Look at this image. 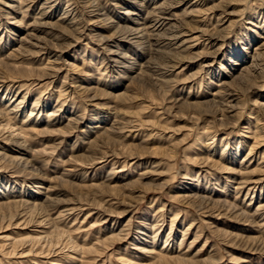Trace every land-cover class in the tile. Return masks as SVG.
I'll use <instances>...</instances> for the list:
<instances>
[{
  "label": "rangeland",
  "instance_id": "374dc122",
  "mask_svg": "<svg viewBox=\"0 0 264 264\" xmlns=\"http://www.w3.org/2000/svg\"><path fill=\"white\" fill-rule=\"evenodd\" d=\"M9 1L0 0V112L11 119L16 132L49 126L50 131H26L17 139L22 145L13 142L15 139L1 138L0 149L10 152L6 147H12V153L33 160L36 174L27 181L37 186L26 196L42 202L44 195L50 194L42 214L58 217L57 225L69 230L73 240L85 247L99 245L100 252H72L59 243L50 251L44 247L43 254L7 257L2 253L6 238H0V264H157L164 246L165 253L212 264H264V174H253L264 165V142L258 144L260 148H252L259 128L264 139V106L254 104L264 102L260 98L264 91L256 88L245 92V83L239 86L235 82L240 93L230 103L236 105L231 114L226 106L230 99L225 94L213 95L224 87L220 85L223 81L230 80L228 74L236 67L232 60L241 65L247 61H240L243 47L252 50L261 41L264 26L255 27L246 21L255 10H263L264 0H240L237 16L227 29L219 31L220 44L201 42L194 50L180 51L184 59L203 55L191 64H176V69L174 61L172 68L157 66L159 61L165 62L161 52L154 58L156 64H149L148 54L123 41L119 50L133 56L139 66L132 71H124L110 59L114 44L106 39L115 28H102L98 34L88 32L90 36L76 40L72 33L60 40L37 29L41 3L34 10L24 6L16 13L5 6ZM74 1L81 11V0ZM101 1L108 16L117 20L116 1ZM139 3L136 8L146 14ZM66 7L68 0H60L53 13L57 17ZM56 17L48 19L54 21ZM208 20L200 19L190 26L195 30L208 27V31L221 28V22ZM27 30L47 45L44 54L21 40ZM215 48L221 52L215 60L205 56ZM173 50L169 45L163 48ZM208 62L212 66H207ZM19 67L36 72L18 78L25 75ZM92 86L99 90L86 93ZM25 92L29 97L20 104L19 113H13ZM39 97L48 104L37 102ZM61 106V116H50V111ZM32 107L40 109L28 120ZM0 174L7 176L0 180V192L7 186H19L27 177L22 173L13 182L10 173ZM255 178L262 180L248 184ZM187 191L219 199L233 210L198 200L185 201L181 195ZM2 201L5 199L0 198ZM9 212H14V207L1 208L0 219ZM39 212L34 216L42 215ZM238 212L244 214L236 216ZM13 227L5 228L2 235L13 239L29 232ZM120 230L122 239L113 242L109 236ZM199 233L201 237L191 245Z\"/></svg>",
  "mask_w": 264,
  "mask_h": 264
},
{
  "label": "bare ground",
  "instance_id": "6f19581e",
  "mask_svg": "<svg viewBox=\"0 0 264 264\" xmlns=\"http://www.w3.org/2000/svg\"><path fill=\"white\" fill-rule=\"evenodd\" d=\"M115 1L116 3H114L113 5L115 7H118L117 20L114 18L111 19L108 16L109 13L108 14L106 13L105 6L101 0H81L80 2L82 3L81 11L77 10L76 8V6H78L77 5L78 2L74 4L76 1L68 0V8L66 7L67 9L64 10V12H62V14H60L57 17L53 12H55V10L58 9V7L60 6V0H10L8 3L5 4V6L13 12L20 13L21 12L20 10H22L24 6L27 7L26 10L27 9L34 10L35 7L41 3L42 7H41V10L38 12V16H37L38 20H37V23L35 22L37 24L36 25L37 29H43L42 31H45V33L51 34L53 35V37H56L58 39L69 37V35H71L72 33H75L77 36V38L73 37L75 40L82 39V38H86L87 35L90 36V33L93 31L98 34V31L102 28H105V27L115 28L114 32L106 39L109 44H114L113 45L114 48H112L110 51L111 52L110 59L118 67L122 68L124 71L127 69L132 71L135 68L139 69V66L138 64H136L133 56H131L128 53L122 52L121 51L122 49L119 50L118 47L123 41L139 49L141 52H144V54H148L149 58L147 59L149 61L147 60V62L149 64H152V63L156 64L154 58L156 57V54H159L161 52L164 55L165 62L157 61L158 62L157 64H159L157 66L165 68V66L167 65L172 68L171 63L174 61L173 69H176L177 68L176 64L183 63V62H185L184 64H191L195 60L200 59V57H202L203 55L202 54L200 56L196 53L197 54L196 56L194 55L193 57L184 59V58H180L181 56L180 51H185L187 49L188 50L190 49V51L194 50L196 49L198 44H200L201 42L203 43L210 42L211 44L215 46L217 44H220V42L222 41L221 39L222 34L219 31H224L225 29H227V26L229 25L230 21L235 16H237L238 9L236 10V7L240 2V0H218L217 2H214V0H191V1L189 0H138V1L136 0H115ZM138 2H141L139 3V5L143 6L142 8L144 9V11L147 10L146 14H144L140 10V8H136V4H138ZM126 4L127 6H123ZM84 15H87L86 19L84 18ZM49 16L51 17L55 16L56 19L54 21H51L48 19ZM212 18L216 19V24H219L221 22L219 24L221 28L217 31L215 29L214 31H208V27H207V30L203 28L195 30V26L194 27L193 25L190 26L192 22H197V20L209 19L208 21H210L212 20ZM247 19L248 20L246 22L248 24L254 25L255 27L262 28L264 26V8L263 10L262 9L255 10L253 14H249V17H247ZM82 21L83 22L86 21V24H85L87 25L86 27L84 24L83 25L81 24ZM30 31L31 30H27L26 35L22 36L21 40H23L24 43L27 42L37 47L38 48L37 52L43 53V50L45 49V47H47V45L46 46L43 45V42L40 41L41 37L39 36L36 37L34 35L35 36L34 38ZM260 38H261V41L257 43L254 49L249 50L250 48L248 49V46L243 47V50H245V53H243L244 55L242 56L240 61H246V60L247 61L245 63H242L241 65V62L240 63L234 62L232 60L234 66L236 67L231 68L230 74H228L230 77L229 78L230 80H226V81L221 80L223 82L220 85L221 87L222 86L224 87L216 90L213 93L215 97H220L223 94H225V97L227 96V98L230 99L229 103H227L226 105L229 114L234 113L236 111L235 110L236 105L230 104V103L239 98L240 84L244 85L245 83V87H244L245 89H243L245 92L250 91V90L254 91L256 88L261 91H264L263 90L264 89V73H263L264 72V35H261ZM246 44L247 43H245V45ZM167 45L171 46L172 49H175L173 50L174 52L163 51V48ZM21 46H19V48H22ZM218 48L217 49L215 48V50L211 51L210 53L205 54V56L211 55V57H213L215 60L216 57H218V55L221 53L220 51H218ZM174 56H176L178 59L173 60L174 58L172 57ZM207 66H212V64L210 65V62H208ZM237 66H240V68ZM185 68L186 67L182 66V69H185ZM19 70L21 74H25V75H18L17 76L18 78L19 77L24 78V76L29 77L32 75L31 73L36 72L35 69L26 68V67H23V68L19 67ZM26 74H28L29 76L28 75L26 76ZM258 80H261L260 85L257 83ZM235 82H238L239 86L237 85L235 87V85H233ZM1 86L2 85H0V87ZM75 87L77 88V86ZM91 90L98 91L99 89L95 86H92V87L86 88L85 92L91 91ZM17 93L19 94L20 91L17 90ZM41 96L43 97L44 94H42ZM26 97H29V96H27V93L25 92L23 94V97L19 100L18 104L12 108L13 113H19L17 109L21 108L20 104L25 102ZM260 98H264V95L262 94ZM36 101L40 103L43 102V105L48 104V102L43 101L41 97L36 99ZM254 104L255 105L258 104L259 106H264V102L261 100L255 101ZM62 106H63V103H62ZM62 106L58 109H54L50 111V116H55L58 113L61 116L64 110ZM218 108L220 111L224 110L220 107ZM38 109L40 108L32 107L27 117L28 120H30L33 116H35ZM230 116H233V114ZM258 122H259V119H258ZM13 125L14 124L12 123L11 119L6 117L4 113L0 112V140L1 138H5L8 140H11L12 138V139H15L13 140V142H15L16 144L22 145V142H19V140L17 139H21L22 138L21 135L23 134L26 135L25 133L26 131L35 130V131H40V132H45V133L50 131L49 129L50 126H49V127L42 128V129L37 128V129L27 130V129L21 128L16 132ZM260 129L261 128H259L257 132H255L256 134L255 136H257L255 138L257 140L255 141V144H253L252 148H260L259 146L260 143L264 142L263 135L261 134V131H259ZM6 133L8 134L4 136ZM7 149L10 150V152L3 151L0 149V164L3 163V165H0V171H4L5 173H10V175L8 174L9 175L8 177L11 178L13 182H16L17 180H19L20 177H22V173H26L25 175H27V177L24 178V181L21 182L19 186L18 185L13 186L12 188L10 187L8 188L7 186L5 187L4 190H1L0 192V198L5 199V201L0 202V209L6 208V207L8 208L14 207V212H11V213L9 212L7 215L3 214L2 218L0 219V238H3L4 240L6 238L5 240L6 242L3 244L2 253L8 254L7 257L9 256V254H13V255L20 254L21 257L28 256L30 254L38 255V254H43L45 252L44 247H48L47 251H50L52 250L55 244H59V243L61 244V246L64 245L65 248L68 247L72 249L71 250L72 252H81L82 254L84 253L93 254L96 252L97 253L100 252L99 245L94 244V245H91L90 247H85V245H80L76 240H73L71 233L69 234L68 232L69 230L68 231L63 230V228L61 229V227L57 225L58 217L50 218L47 214H42V211L45 206L43 203L44 202L46 203V201L51 197L50 194L44 195L45 201H42V202L30 201V199L26 195L28 194V192H31L30 190L32 189L33 186L35 187L37 185L35 183L33 184L32 182L27 181V179L33 178V175L36 174L35 171L37 170V167H35L33 160L26 158L25 155L12 153L15 151L12 147H6V150ZM249 154H252V151H250ZM262 162H264V160H262L261 163ZM12 164H17L19 168L17 166L11 167L10 165ZM261 167H262V170L253 171V174H260L261 172V174L263 175L264 165L261 164ZM0 175L1 177L3 176V178H0V180L3 179V181H5L7 176H4L2 174ZM261 180H262L261 178H255V180H252L249 182L247 181V182L248 184L249 183L256 184V183H259ZM243 182L246 183L245 181ZM23 183L25 184L24 190H22ZM52 189L53 188H48L47 191H52ZM21 194L25 196H22ZM200 195H198L195 192L192 193L191 191H187L186 193L181 195V197H183V200L185 201L197 202L196 200H198L201 202V204L218 207V209L221 207H225V206L227 207L228 210L232 209V206H229L227 203L219 201V199L214 200V199L203 197ZM53 199H51L50 202L54 201ZM263 208H264V205H263ZM38 211H41L39 212V214H42V215L38 217L37 215L34 216L33 213L38 212ZM218 211H221V210H218ZM218 213L220 214L221 212H218ZM241 213L242 212H238L235 215L240 216ZM192 225L193 223H191L188 228H190ZM11 226H14L13 227L14 229H19V230L26 229L29 232L26 234L20 235L19 238L15 237L13 239L10 237L3 236L2 234L6 232V230L10 229ZM30 226L34 228L30 230L29 229ZM157 233L158 231L155 232L156 237H157ZM184 234H186L185 231L183 233V236ZM199 237H201L200 233L199 235H196L191 245L197 242ZM109 238L113 239V242L119 241L120 239H122V231L120 230V232H117L116 234L115 233L111 234ZM143 238L144 237H142L140 240H144ZM183 241H184V238H182V241L180 242L179 246L183 244ZM249 247L251 248V246ZM163 248H165V246ZM163 248L161 250V253H159V256H160L159 258L161 259H157L158 260L156 261L157 264H173V263L175 264H212L213 263V261H207V260L201 261V259L191 260L192 258H187L184 256L183 257L173 256L171 255L170 252L165 253L163 251ZM140 249H142V247H140ZM48 253H51V252H48ZM72 256L73 258L75 257L74 255ZM1 260L2 258L0 256V262H2ZM128 262L134 263L131 261H128Z\"/></svg>",
  "mask_w": 264,
  "mask_h": 264
}]
</instances>
